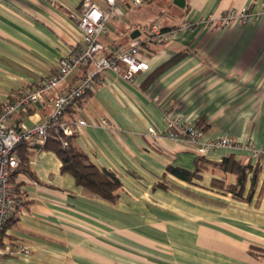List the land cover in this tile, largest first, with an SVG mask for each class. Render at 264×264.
I'll return each instance as SVG.
<instances>
[{
	"label": "crops",
	"instance_id": "0c3cea01",
	"mask_svg": "<svg viewBox=\"0 0 264 264\" xmlns=\"http://www.w3.org/2000/svg\"><path fill=\"white\" fill-rule=\"evenodd\" d=\"M82 1L0 0V108L53 75L83 43L72 17ZM92 1L109 10L102 0ZM233 8L262 14L246 26H198L152 45L144 54L149 69L133 81L114 71L98 77L64 121L88 123L72 144L120 179L119 198L110 202L78 186L62 172L56 152L35 153L29 173L12 179L22 204L3 235L1 264H264V158L229 149L199 155L186 143L148 132L155 127L164 134L169 111L202 123L207 138L264 148V0H185L184 7L149 0L141 8L119 7L101 42L108 52L127 48L137 39L132 34L143 35L152 23L172 29ZM85 72L75 71L46 102L15 114L10 124L42 123ZM227 158L246 167L241 193L231 190L238 175L222 166ZM197 164L202 171L191 181L168 172L170 166L194 172ZM17 243L30 246L31 255L10 254Z\"/></svg>",
	"mask_w": 264,
	"mask_h": 264
},
{
	"label": "built area",
	"instance_id": "2783aa9c",
	"mask_svg": "<svg viewBox=\"0 0 264 264\" xmlns=\"http://www.w3.org/2000/svg\"><path fill=\"white\" fill-rule=\"evenodd\" d=\"M109 10H104L92 0H83L79 9L72 17L78 22L83 34V43L68 56L59 61L56 72L42 78L35 89L23 91L11 101L5 103L0 110V264L6 256L3 248V235L9 224L12 214L21 206L22 201L14 194L11 178L19 166L16 150L24 142H31L39 138L44 142L50 130L64 136L63 148H68L70 139L76 137L78 130L87 126L85 120L79 119L72 123L64 121L66 113L77 107L78 102L94 89L97 79L106 71H114L124 79L133 81L141 71L149 69L145 52L156 44H166L177 34L183 31H193L198 26L208 28H224L232 26H246L258 21L261 12L251 11L248 8H233L219 17L209 16L199 22H184L172 29H166L158 23L150 24L144 34L137 38L127 48H115L107 51L101 42V37L109 31L108 24L112 12L119 7L141 8L149 0H102ZM264 11V10H263ZM88 68V73L80 83L66 94L60 95L54 105L52 114L42 123L33 126L20 123L11 125V118L17 114L46 102L48 96L66 83L71 75L80 69ZM167 129L165 133L150 127L148 132L154 139L163 138L164 135L178 142L186 143L197 150L199 155L221 149L241 150L248 152L253 158H264V148L257 149L250 143L238 144L230 137L207 138L203 129L165 112ZM103 125L108 127L109 122L104 119ZM31 247L17 243L16 248L10 252L12 255L29 256Z\"/></svg>",
	"mask_w": 264,
	"mask_h": 264
},
{
	"label": "trees",
	"instance_id": "16d2710c",
	"mask_svg": "<svg viewBox=\"0 0 264 264\" xmlns=\"http://www.w3.org/2000/svg\"><path fill=\"white\" fill-rule=\"evenodd\" d=\"M87 75L89 67L85 68ZM2 108V107H1ZM0 108V110H1ZM198 128H205L202 123L196 125ZM64 136L61 133H56L54 130L48 132V136L44 142L35 143L24 142L16 150V154L19 158V166L15 169L11 181L16 172H27L28 164L35 153L42 150H52L57 153L62 161V172L71 174L78 186L87 189L88 191L96 194L97 196L115 202L119 198L117 192L121 188L120 179L112 172L106 169H99L89 158L88 155L78 150L73 146L72 140L68 148H63ZM225 170H229L232 173L238 175V182L235 186H232L233 192L241 193L246 180V167L236 163L234 159L227 158L222 165ZM202 171V167L197 164V168L194 172H190L178 167L170 166L168 172L184 181H191L196 178ZM237 197H241L237 194ZM10 223V222H9ZM9 225V224H8Z\"/></svg>",
	"mask_w": 264,
	"mask_h": 264
},
{
	"label": "water",
	"instance_id": "95a60500",
	"mask_svg": "<svg viewBox=\"0 0 264 264\" xmlns=\"http://www.w3.org/2000/svg\"><path fill=\"white\" fill-rule=\"evenodd\" d=\"M175 4L179 7H184L185 6V0H175ZM140 36V32L137 30L132 34V38L136 39Z\"/></svg>",
	"mask_w": 264,
	"mask_h": 264
}]
</instances>
